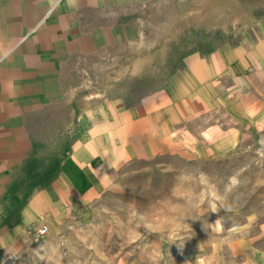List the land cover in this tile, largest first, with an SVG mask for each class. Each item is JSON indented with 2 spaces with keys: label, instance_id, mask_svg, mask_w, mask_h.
Masks as SVG:
<instances>
[{
  "label": "crops",
  "instance_id": "crops-1",
  "mask_svg": "<svg viewBox=\"0 0 264 264\" xmlns=\"http://www.w3.org/2000/svg\"><path fill=\"white\" fill-rule=\"evenodd\" d=\"M154 1L0 0V264L88 223L119 171L187 146L191 119L222 111L262 122L251 80L264 72L263 40L190 54L132 105L71 98L78 58L133 39L135 8ZM234 236L221 253L195 249L194 264H264V232Z\"/></svg>",
  "mask_w": 264,
  "mask_h": 264
},
{
  "label": "rangeland",
  "instance_id": "rangeland-1",
  "mask_svg": "<svg viewBox=\"0 0 264 264\" xmlns=\"http://www.w3.org/2000/svg\"><path fill=\"white\" fill-rule=\"evenodd\" d=\"M134 22L130 41L78 58L71 98L132 105L190 54L264 41V0H155L135 8ZM251 81L264 98V72ZM187 125V146L119 171L88 223L6 264H194L195 249L221 253L238 231L264 232V118L248 126L220 111Z\"/></svg>",
  "mask_w": 264,
  "mask_h": 264
},
{
  "label": "built area",
  "instance_id": "built-area-1",
  "mask_svg": "<svg viewBox=\"0 0 264 264\" xmlns=\"http://www.w3.org/2000/svg\"><path fill=\"white\" fill-rule=\"evenodd\" d=\"M47 234H48V227L46 225H42L41 228L38 229L37 237L40 240H44Z\"/></svg>",
  "mask_w": 264,
  "mask_h": 264
}]
</instances>
